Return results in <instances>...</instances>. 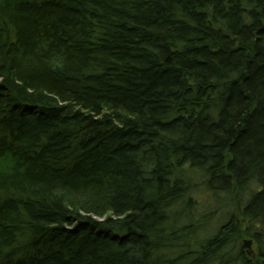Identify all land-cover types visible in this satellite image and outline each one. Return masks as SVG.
I'll list each match as a JSON object with an SVG mask.
<instances>
[{
    "label": "trees",
    "instance_id": "16d2710c",
    "mask_svg": "<svg viewBox=\"0 0 264 264\" xmlns=\"http://www.w3.org/2000/svg\"><path fill=\"white\" fill-rule=\"evenodd\" d=\"M0 264H264V0H0Z\"/></svg>",
    "mask_w": 264,
    "mask_h": 264
},
{
    "label": "rangeland",
    "instance_id": "374dc122",
    "mask_svg": "<svg viewBox=\"0 0 264 264\" xmlns=\"http://www.w3.org/2000/svg\"><path fill=\"white\" fill-rule=\"evenodd\" d=\"M188 178L193 182H200L203 180L202 175L198 172H194V174L189 173ZM191 197H193L198 203L197 212L199 215H204L210 212L212 213L211 225L213 226V228H211L210 233H213L214 229L218 230L226 222L225 219L227 218L223 215L231 211V208L228 207L227 200L226 202L220 204L219 202H217L219 200H217L214 195L208 192L206 193L205 189L202 186H199L198 190H193ZM215 234L216 233H213V235ZM246 240H249V238H246Z\"/></svg>",
    "mask_w": 264,
    "mask_h": 264
},
{
    "label": "water",
    "instance_id": "95a60500",
    "mask_svg": "<svg viewBox=\"0 0 264 264\" xmlns=\"http://www.w3.org/2000/svg\"><path fill=\"white\" fill-rule=\"evenodd\" d=\"M252 245H253V242L250 241V240H245L244 241V246L247 248V254L249 257L253 258V259H256V254L253 252L252 250Z\"/></svg>",
    "mask_w": 264,
    "mask_h": 264
},
{
    "label": "flooded vegetation",
    "instance_id": "af4514ba",
    "mask_svg": "<svg viewBox=\"0 0 264 264\" xmlns=\"http://www.w3.org/2000/svg\"><path fill=\"white\" fill-rule=\"evenodd\" d=\"M250 241H252L253 242V245H252V250H253V252L256 254V259H254V261L255 260H257V259H259V254H258V252H257V248H256V244H255V242L253 241V240H251V239H249ZM253 259V258H252Z\"/></svg>",
    "mask_w": 264,
    "mask_h": 264
}]
</instances>
